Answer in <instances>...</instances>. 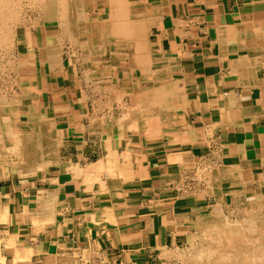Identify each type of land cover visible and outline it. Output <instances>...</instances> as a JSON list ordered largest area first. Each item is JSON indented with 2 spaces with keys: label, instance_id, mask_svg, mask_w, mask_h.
<instances>
[{
  "label": "crops",
  "instance_id": "0c3cea01",
  "mask_svg": "<svg viewBox=\"0 0 264 264\" xmlns=\"http://www.w3.org/2000/svg\"><path fill=\"white\" fill-rule=\"evenodd\" d=\"M137 2L123 42L78 44L74 59L49 29L25 36L20 110L37 118L18 126L50 143L28 172L51 165L0 180L11 254L171 264L166 253L264 205V0ZM26 210L53 224L22 232Z\"/></svg>",
  "mask_w": 264,
  "mask_h": 264
},
{
  "label": "rangeland",
  "instance_id": "374dc122",
  "mask_svg": "<svg viewBox=\"0 0 264 264\" xmlns=\"http://www.w3.org/2000/svg\"><path fill=\"white\" fill-rule=\"evenodd\" d=\"M116 1H117L116 5H120V4L124 5L126 4L125 3L126 1L128 4L129 11L130 9H132V12L130 13L132 17L134 18L140 17V15L133 12V10L136 9V5L138 3L137 0H116ZM83 3L86 6L87 10L85 13L86 15L81 20V22L83 24V21L88 18L89 22L87 23L86 27L91 33L92 31L91 22L96 21V19L99 20L103 19L105 16L104 15L105 10L107 9V7L111 6L110 5L111 3L109 2V0H96V1L83 0ZM67 4L68 3L66 1L60 0L56 2L54 6L51 8L49 0L48 1L47 0H39V1L12 0L11 4H9L10 6H5V7L1 6L0 15L3 17L0 16L1 17L0 18V26H1L0 27L1 28L0 29V35H1L0 36V102L4 103L5 106L6 105L10 107H14L16 105L19 106L18 99H21L24 96L29 95V93H27L26 80L29 75L30 68L29 66H26L27 64L24 65V63H27L25 60H28V55H27L28 49L26 47L27 44L24 38L26 35H28L27 33L29 30L30 32L32 31L35 35L36 29L33 30L34 28H38V29L42 28L43 34L45 29H49L50 31L48 30L49 31L48 34L56 33L60 37L63 38L66 37L65 39L68 45H66L65 47V53L67 58L74 59L75 58L74 50L80 51V46L77 43L74 44L70 42V40H72L70 37L75 38L76 35L74 33L72 34L71 29H69L70 25L66 24L67 20L69 19L72 13V9ZM90 9H92L93 11ZM66 11L68 13H66ZM84 25H86V23H84ZM2 36H4V38ZM69 54L72 55V57H69ZM23 61L24 63H22ZM19 62L22 64H20ZM19 112L20 115L18 114V109L15 112L12 111L13 119L17 121L16 118L19 115V117L23 121H27V115H22L25 114L24 110H20ZM12 128L16 132L17 130L26 131L24 129H27V127H25L24 129H20V126H18L17 123L15 124V122L14 125H12ZM55 149L57 150V152L55 151ZM59 149H60L59 140L56 141L55 143H52L51 152L55 156L57 155L56 160L55 157L53 158L50 157L51 160L53 161L55 160L53 164L59 161L58 158L60 152ZM6 150L8 149L6 148ZM0 153H4L5 155L4 151ZM8 153L11 154V152ZM47 154L49 155V153ZM10 156L6 158H11ZM6 158L4 157V159ZM49 165L47 164L46 167L39 168L34 172H23L22 171L23 169L13 170V166H11L10 169L9 167L8 168L2 167L3 168L2 171L4 173L3 176L0 178V180L5 179L7 181L8 180L11 181L13 179L14 180L16 179L17 181L25 182L28 179L32 178L33 175H35L36 173L45 172V170L48 169ZM33 168L36 167H32V169ZM241 214L242 212H239V222L228 221V224L227 222L225 223L226 225L223 223L222 226L219 225L212 226L210 229L211 231L208 232L209 234H211V236L206 238L202 237V238L191 239V245H189L188 248H185L183 250L174 253L168 252L166 253V257L164 258V260L170 262L171 264L172 262L174 264H233L234 262H235L234 264H264V205L260 204L258 206H254L253 211L249 209V211H244V214L242 216ZM252 216L257 220H254L252 222L251 221ZM241 217L244 218L247 222L241 219ZM10 219H11V214L8 212V220L5 221L4 223L2 222L0 223V227L3 226V228L0 229V246L2 241H4L6 245L5 248L0 247V264H31V263L42 264L40 260L35 261L33 257L29 256L28 251L26 249L25 250L27 252L25 253L27 256H29L27 258L20 257V255H24V254L19 253L17 251V247L13 248L14 254L8 252L12 244L11 242L8 243L4 237H6V235H9L11 232V227L7 228L8 226L12 225ZM20 223L24 224L23 225L24 227L21 226V231L29 234H33L34 232L38 233L40 230L43 229L44 225L53 224V222L50 220L44 221L38 219V216L36 217V219L33 218V216L31 218L29 211L27 210L25 211L24 218L22 217V221ZM245 223L246 225H244ZM235 225H239V227H236ZM243 225L247 228L243 229L242 228ZM226 233L228 235L230 234V236L225 235L221 237L220 234H226ZM1 234L3 237L1 236ZM251 235L254 236L253 239H251ZM241 237H242L241 240H243L242 241L243 244H239L238 242ZM23 241L24 239L22 238L20 241H18V244L15 245L20 247ZM226 250L228 251V253H225ZM197 252L200 253L198 254ZM197 254L199 256H197ZM49 259L50 261H48L47 259L46 260L47 262L46 263L43 262V264H58L61 261L59 258H55L54 256L51 258L49 257ZM81 259L87 263L89 261L88 256L86 254L83 255V257L81 256L79 257V254L75 253L73 256H69V264H79L78 261H80ZM225 259L227 260V262Z\"/></svg>",
  "mask_w": 264,
  "mask_h": 264
},
{
  "label": "bare ground",
  "instance_id": "6f19581e",
  "mask_svg": "<svg viewBox=\"0 0 264 264\" xmlns=\"http://www.w3.org/2000/svg\"><path fill=\"white\" fill-rule=\"evenodd\" d=\"M11 1L12 0H0V8H1V6H3V7L10 6L9 4H11ZM49 1H50V6L52 8L54 6V4L56 2H58V1H60V0H49ZM63 1H66L68 3L67 5H69L70 8L72 9V13H71V15H70V17H69V19L67 20V23H66V24L70 25L69 29H71L72 34L74 33L76 35L75 38L70 37L72 39V40H70L72 43L86 45L88 43H91V44L92 43L93 44H97V43H99V44L103 43L104 44L105 43L106 44V42H107V44H108L109 41H113V42L116 41L117 43L124 41L125 36H126L125 35L126 34L125 21H127V19H125V16L123 14L124 5H122V4L116 5V3H117L116 0H109L110 3H111L110 4L111 6L107 7V9L105 10V14H104L105 16H104L103 19H101V20L96 19V21L91 22L92 31L90 33L89 30L86 27L87 23L89 22L88 18L83 21V24L81 22V20L85 17V15H86L85 13H86V10H87L86 6L83 3V0H63ZM43 2H45V1H43ZM40 4H42V3H40ZM64 10H65V8H64ZM66 13H68V12L66 11ZM3 15H4V13H3ZM58 15H59V13H58ZM1 17H3V16H1ZM2 21H3V18H2ZM84 23H86V25H84ZM61 25H64V24H61ZM92 32H93V34H92ZM29 33H30V30L28 31V34ZM3 35H4V33H3ZM2 37L4 38V36H2ZM3 38H1V39H3ZM64 38H66V37H64ZM59 40H60V37H59ZM80 47H81V45H80ZM90 48H92V47H90ZM93 49H95V48H93ZM87 54H89V53H87ZM22 63H24V61ZM22 63H20V64H22ZM25 64H28V63H24V65ZM26 82H27L26 85H27V91H28V89H29L28 79L26 80ZM8 102H9V100H8ZM25 103H28V96H24L23 98L18 99V105L19 106H17V105L14 106V107H10L8 105L5 106L4 103L0 102V152H3V151L5 152V155H4V153H0V177H2L3 173H4L2 171V169H3L2 167H6V168L9 167V169H10V167L13 166V170H21V169H23L22 170L23 172H28L29 170H32V167H37L39 165L42 166V163L44 162V160L40 161L41 160L40 156H43V159H44V154L46 153V151H47V149H48V147L50 145V143L44 142V140H43L44 139V134H45L44 133V128H42V133H41L40 138L35 136L34 130L28 131V132L23 131V130H21V131L17 130V132H16L12 128V125H14V122H15V124L17 123V125L19 123H24V122H29L32 125L35 123V118H37V117L35 116V114L33 112H31L30 115L27 116V121H23L19 117V115H20L19 111H20L21 107L23 106V104H25ZM13 108H14V110H13ZM17 109H18V114L19 115L16 118L17 121H15L13 119V117H12V115H13L12 111L15 112ZM6 129H7V131H6ZM6 148L8 150H6ZM8 152H11V154H9ZM8 156H10L11 158H6ZM4 157L6 159H4ZM24 168H27V169H24ZM9 169H8V171H9ZM33 169H35V168H33ZM6 211H7V209L5 208L2 213H5ZM243 220H245V219H243ZM245 221H243V222H245ZM224 222L226 223V221H224ZM250 223H251V221H250ZM227 224H228V222H227ZM244 225H246V223ZM244 225L242 226V228L243 229L247 228ZM235 226L239 227V225H235ZM251 230H252V228H251ZM225 235L226 236H230V234L228 235L227 233ZM240 236H241V234H240ZM253 238H254V236L251 235V239H253ZM241 239H242V237L238 241L239 244H243L242 243L243 240H241ZM195 253H196V251H195ZM225 253H228V251L226 250ZM198 254H197V256H199ZM230 261H232V260H230ZM226 262H227V260H226Z\"/></svg>",
  "mask_w": 264,
  "mask_h": 264
}]
</instances>
